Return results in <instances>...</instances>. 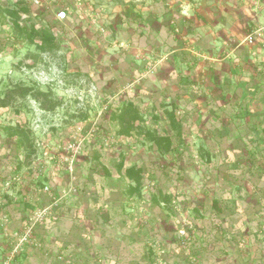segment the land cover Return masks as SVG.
<instances>
[{"label": "rangeland", "instance_id": "obj_1", "mask_svg": "<svg viewBox=\"0 0 264 264\" xmlns=\"http://www.w3.org/2000/svg\"><path fill=\"white\" fill-rule=\"evenodd\" d=\"M263 128L264 0H0V264H264Z\"/></svg>", "mask_w": 264, "mask_h": 264}, {"label": "trees", "instance_id": "obj_2", "mask_svg": "<svg viewBox=\"0 0 264 264\" xmlns=\"http://www.w3.org/2000/svg\"><path fill=\"white\" fill-rule=\"evenodd\" d=\"M28 12H29L28 9H26L24 7H21L20 11H12V12L8 11V15H10L11 17H13L15 19L22 20V15L23 14H29ZM18 20L16 21V27L17 26L20 27L19 26V23H18ZM25 30H26V31H24L25 33H22L20 35V38H21L22 41H30V40H33L37 36H40L41 39L50 36L48 34V31L46 29H42L41 30L42 32H38V33L34 29H30V28H27V27H25ZM138 116H139L138 113L133 109V107L132 106H130V107L128 106V107L124 108L121 111V113L119 114L118 118H120L121 120H124L126 118H129V119L135 121L138 118ZM262 132H263V135H264V128H263ZM158 142L161 145H163L165 143V152L166 151H169V148L171 146V139H170V137H167L165 139L160 138V139H158ZM130 175L131 176L137 175V173L131 171L130 172ZM136 178H137V181L140 180L139 175H137Z\"/></svg>", "mask_w": 264, "mask_h": 264}, {"label": "built area", "instance_id": "obj_3", "mask_svg": "<svg viewBox=\"0 0 264 264\" xmlns=\"http://www.w3.org/2000/svg\"><path fill=\"white\" fill-rule=\"evenodd\" d=\"M66 16H67V13H66L65 11H60V12L57 14V18H58V19H61V20L65 19ZM248 40H249L250 43H252V42H253V37H252V36H249V37H248Z\"/></svg>", "mask_w": 264, "mask_h": 264}]
</instances>
